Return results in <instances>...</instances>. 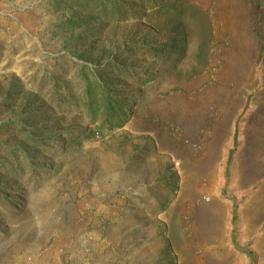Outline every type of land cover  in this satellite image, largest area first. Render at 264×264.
<instances>
[{"label":"rangeland","instance_id":"rangeland-1","mask_svg":"<svg viewBox=\"0 0 264 264\" xmlns=\"http://www.w3.org/2000/svg\"><path fill=\"white\" fill-rule=\"evenodd\" d=\"M79 1L0 0V264H71L74 245L98 264H260L243 199L217 211L205 175L190 193L222 108L209 97L242 92L228 6Z\"/></svg>","mask_w":264,"mask_h":264},{"label":"crops","instance_id":"crops-1","mask_svg":"<svg viewBox=\"0 0 264 264\" xmlns=\"http://www.w3.org/2000/svg\"><path fill=\"white\" fill-rule=\"evenodd\" d=\"M223 2L228 6L225 21L230 26L232 43L224 48L226 78L231 83H241L242 92H215L209 97L222 108L216 110L207 158L210 164L203 169L209 170L207 173L200 168L194 170L190 178L195 189H190V193L194 197L199 195L205 175L217 211L231 209L234 198L243 199L244 241L253 244L250 249L258 253L260 264H264V0ZM224 100L225 104L221 102ZM227 170H230L228 183ZM224 188L229 189L232 198H223ZM76 250L74 245L71 264H98L105 258L100 254L89 261L81 254L83 249Z\"/></svg>","mask_w":264,"mask_h":264},{"label":"bare ground","instance_id":"bare-ground-1","mask_svg":"<svg viewBox=\"0 0 264 264\" xmlns=\"http://www.w3.org/2000/svg\"><path fill=\"white\" fill-rule=\"evenodd\" d=\"M206 166V165H205ZM213 209H215V208H213ZM217 212V211H216ZM216 212L214 213V211L212 212V211H205V210H201L200 212H199V216H198V218L199 217H201V218H204V219H207V220H212L213 219V217H214V215H216ZM219 217V216H218ZM217 218V217H216ZM207 222V221H206ZM215 222V221H214ZM218 229V228H217ZM199 230V229H198ZM214 231H216V230H214ZM201 236V235H200ZM212 237V236H211ZM210 238V237H209ZM203 251V250H202ZM207 251V250H206ZM224 251V250H223ZM204 253V252H203ZM224 254V253H223ZM193 255H194V253H193ZM205 257H206V264H224V261L223 260H221V259H218V258H216V257H214V256H212V254H211V252H207V253H204L203 254ZM228 255V254H227ZM223 256H225V255H223ZM193 257V256H192ZM221 257V256H220ZM232 257V256H231ZM194 259V258H193ZM235 259V258H234ZM228 260V259H227ZM226 261V260H225ZM229 261V260H228ZM191 262V261H190ZM230 262V261H229ZM239 262V261H238ZM203 263H205V262H203ZM240 264V263H239Z\"/></svg>","mask_w":264,"mask_h":264},{"label":"trees","instance_id":"trees-1","mask_svg":"<svg viewBox=\"0 0 264 264\" xmlns=\"http://www.w3.org/2000/svg\"><path fill=\"white\" fill-rule=\"evenodd\" d=\"M86 1H87V0H82V1H79V2H78V4H80V5H79V6H80V7H79L80 9L83 10V9H86V8H87V7H86V6H87V3H85ZM167 1H168V0H162L160 4L163 6ZM109 96H110V95H108V94H107V95H106V94H102V98H106V99H107V103H108V104H111V102L108 101V99L110 98Z\"/></svg>","mask_w":264,"mask_h":264}]
</instances>
